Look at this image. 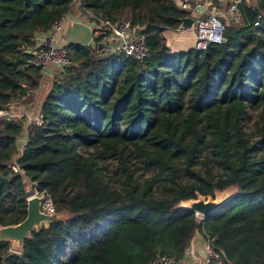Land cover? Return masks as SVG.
<instances>
[{
  "label": "trees",
  "instance_id": "trees-1",
  "mask_svg": "<svg viewBox=\"0 0 264 264\" xmlns=\"http://www.w3.org/2000/svg\"><path fill=\"white\" fill-rule=\"evenodd\" d=\"M76 2L94 22L144 26L148 55L100 57L71 43L73 64L56 72L33 119L0 117V225L26 216L27 178L66 215L32 231L21 252L0 242V264L182 260L197 237L222 264H264V0L241 5V24L224 16L226 42L202 51L165 43L185 15L177 0H0V108L38 87L41 70L27 65L34 37ZM249 110L258 119L246 132ZM227 188L236 193L205 218L176 206Z\"/></svg>",
  "mask_w": 264,
  "mask_h": 264
},
{
  "label": "built area",
  "instance_id": "built-area-1",
  "mask_svg": "<svg viewBox=\"0 0 264 264\" xmlns=\"http://www.w3.org/2000/svg\"><path fill=\"white\" fill-rule=\"evenodd\" d=\"M246 1L232 0L226 11L229 19L236 24L242 23L240 7ZM188 6L187 1L180 4L181 9H186ZM194 8L198 9L201 15L191 24L194 31V43L191 49L202 51L207 48L208 44L222 43L225 38V28L219 14L208 9L204 3H196ZM64 19L65 16L60 17L46 31L35 35V45L30 50V57L27 60L28 66L39 68L41 73H45L48 67L59 70L73 64L72 50L68 46L60 45L56 40ZM133 31L134 25L126 18L110 20L105 17H97L91 33V43L87 46L97 50L101 56L121 53L140 62L147 57L148 46L143 33L135 36ZM6 116L13 117L5 108H0V117ZM32 119L33 116L29 117L28 122ZM9 166L14 172H22L15 161ZM42 209L47 213L55 211L52 201L47 195ZM202 255L207 261L220 260V254L209 243L205 245ZM181 261L166 254L156 253L148 264H181Z\"/></svg>",
  "mask_w": 264,
  "mask_h": 264
},
{
  "label": "crops",
  "instance_id": "crops-1",
  "mask_svg": "<svg viewBox=\"0 0 264 264\" xmlns=\"http://www.w3.org/2000/svg\"><path fill=\"white\" fill-rule=\"evenodd\" d=\"M185 1L188 2L189 6L185 9L184 17L191 18L192 22L201 15V12L194 8L196 3H204L208 9L216 11L221 19H223L224 16L229 19L226 15V11L232 0H177L179 7L180 4ZM254 1L255 0H247L245 3L252 4ZM94 25L95 22L90 20L74 3L70 12L65 15L62 28L57 34L56 40L63 46H68L71 43L87 46L91 43V33ZM162 34L166 45L173 51H185L191 49L193 46L194 31L191 25L187 28L182 27V25L177 28H167ZM94 55L102 57L101 53H98L97 50H94ZM57 71L58 69L56 68L48 67L47 71L42 73L39 85L35 90L28 91L26 96L22 99H14L5 109L9 111L14 118L26 117L28 122V118L32 117L39 109L44 99H41V97L46 87L49 85L50 89L52 86ZM33 99H35V101H32ZM204 247V240L201 237H197L184 255L185 258L189 257L190 259L187 264H222L221 259L207 261L202 255ZM184 257L182 261H184Z\"/></svg>",
  "mask_w": 264,
  "mask_h": 264
},
{
  "label": "water",
  "instance_id": "water-1",
  "mask_svg": "<svg viewBox=\"0 0 264 264\" xmlns=\"http://www.w3.org/2000/svg\"><path fill=\"white\" fill-rule=\"evenodd\" d=\"M185 12V9H182ZM192 19L189 17L181 18L182 27H189ZM145 27L140 25L134 26V35L138 36L143 33ZM226 42V39H223ZM27 134L24 128L17 136L16 148L18 154L22 153L23 146L26 144ZM8 178L0 175V183H6ZM36 185V184H35ZM236 193L235 188H227L220 191H214L213 195L203 196L197 193L195 198L181 200L176 206L178 208L190 209L200 218H205L214 209L221 206L231 196ZM46 199L43 192H35L26 198V216L18 223L0 225V242L9 243L10 249L14 252H21L25 238L31 237L32 231H40L42 228L48 227L50 224L62 221L65 218L64 211H54L47 213L42 209V204Z\"/></svg>",
  "mask_w": 264,
  "mask_h": 264
},
{
  "label": "rangeland",
  "instance_id": "rangeland-1",
  "mask_svg": "<svg viewBox=\"0 0 264 264\" xmlns=\"http://www.w3.org/2000/svg\"><path fill=\"white\" fill-rule=\"evenodd\" d=\"M75 4H76L77 7H79L80 3L76 2ZM120 19H125V18L121 17ZM49 66H51V65L49 64ZM48 89H49V85L46 87V90L44 91L41 99L44 98V96L48 92ZM32 101H35V99H33ZM257 114H258V112L256 110H249L248 111V115L244 119V122H243L244 131L251 132V131L254 130V122L258 119ZM101 164L105 165L103 173H104L105 177L110 179L109 180L110 184L113 185V186H118L119 185V182L117 180L118 178L113 176V174H112L113 171L116 168V161L114 159H107L104 163H101ZM139 166L143 167V163L141 161L139 162ZM137 174H141L142 175L141 179H145L146 177L151 175V173L145 172L142 169L137 171ZM26 181L28 182V185H27L28 186L27 187L28 196L34 194L35 192H37V190L34 187L35 184L30 182L28 178H27ZM7 203L9 205H12V206L14 205V201H13L12 196H8L7 197ZM198 256H199V254H198ZM188 260H190L189 257H186V258L184 257V261H181V264H187Z\"/></svg>",
  "mask_w": 264,
  "mask_h": 264
}]
</instances>
